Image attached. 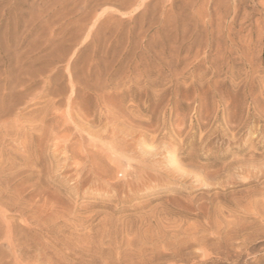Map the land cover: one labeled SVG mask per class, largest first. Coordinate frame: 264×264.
<instances>
[{
    "label": "rangeland",
    "instance_id": "obj_1",
    "mask_svg": "<svg viewBox=\"0 0 264 264\" xmlns=\"http://www.w3.org/2000/svg\"><path fill=\"white\" fill-rule=\"evenodd\" d=\"M0 264H264V0H0Z\"/></svg>",
    "mask_w": 264,
    "mask_h": 264
},
{
    "label": "bare ground",
    "instance_id": "obj_2",
    "mask_svg": "<svg viewBox=\"0 0 264 264\" xmlns=\"http://www.w3.org/2000/svg\"><path fill=\"white\" fill-rule=\"evenodd\" d=\"M241 221V220H240ZM5 233V232H4ZM4 235V234H3Z\"/></svg>",
    "mask_w": 264,
    "mask_h": 264
}]
</instances>
